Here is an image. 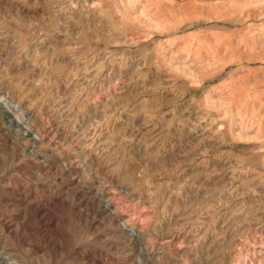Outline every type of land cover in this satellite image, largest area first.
<instances>
[{
    "label": "rangeland",
    "instance_id": "obj_1",
    "mask_svg": "<svg viewBox=\"0 0 264 264\" xmlns=\"http://www.w3.org/2000/svg\"><path fill=\"white\" fill-rule=\"evenodd\" d=\"M0 251L264 264V0H0Z\"/></svg>",
    "mask_w": 264,
    "mask_h": 264
},
{
    "label": "bare ground",
    "instance_id": "obj_2",
    "mask_svg": "<svg viewBox=\"0 0 264 264\" xmlns=\"http://www.w3.org/2000/svg\"><path fill=\"white\" fill-rule=\"evenodd\" d=\"M3 99V98H2ZM18 111V110H17ZM20 119V118H19ZM23 122H24V120H23ZM30 129H31V127H30ZM28 131H29V128L27 129ZM28 134V133H27ZM25 135V134H24ZM100 194V193H99ZM104 207L106 208V209H110L111 208V204H110V202L109 201H106L105 202V204H104ZM123 226H125L126 227V223L124 222L123 223ZM136 230H132V232H135ZM3 256V257H2ZM1 261H3V262H1ZM0 262L2 263V264H16V262L15 261H13V260H11V259H9V258H6L5 256H4V253H3V251H0Z\"/></svg>",
    "mask_w": 264,
    "mask_h": 264
}]
</instances>
